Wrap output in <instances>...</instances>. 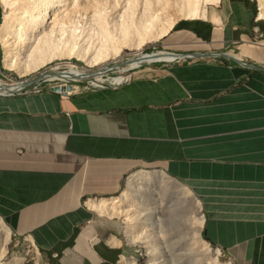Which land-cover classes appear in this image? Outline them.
<instances>
[{
	"label": "crops",
	"instance_id": "crops-1",
	"mask_svg": "<svg viewBox=\"0 0 264 264\" xmlns=\"http://www.w3.org/2000/svg\"><path fill=\"white\" fill-rule=\"evenodd\" d=\"M179 20L158 44L176 58L122 82L0 95V220L13 235L60 264H131L122 222L86 202L151 169L195 196L208 245L264 264V21L253 0Z\"/></svg>",
	"mask_w": 264,
	"mask_h": 264
},
{
	"label": "bare ground",
	"instance_id": "bare-ground-1",
	"mask_svg": "<svg viewBox=\"0 0 264 264\" xmlns=\"http://www.w3.org/2000/svg\"><path fill=\"white\" fill-rule=\"evenodd\" d=\"M20 2L22 6L19 9H21L22 15H20L21 23L18 29L27 30L38 40V43L34 44L31 49L28 47L30 51L26 53L27 59L24 61L21 58L14 59V50L10 49L11 44L8 40L5 41L7 64L9 67L17 68L21 73L34 71L54 57L76 55L86 60L89 59V62H97L106 58L117 61L116 58L122 48H129L133 51V57L126 61V69L117 66V64H106V67L100 69L98 73H83L81 77L85 78L87 82L82 89L86 90L98 85L122 82L131 74L129 70L143 63L163 61L165 57L156 52L142 55L140 52L142 46L163 37L179 18L203 17L206 5L215 2V0H20ZM88 15L93 18H86ZM109 15H111V19H107ZM258 17L264 20V0H258ZM85 18L92 19L93 24H96V27L101 31L99 33L102 36L99 40L101 42H97L98 49L96 52L93 51V54L88 51L89 46L86 48L87 46L84 44L85 47L79 45L84 37ZM10 28L8 22L3 26V34L6 38L9 37L8 35L13 36L10 34ZM47 32L49 34H46ZM87 38L85 37L84 41H89V39L86 40ZM23 45L21 41L19 51L26 48ZM56 68L57 64H55L50 78L58 75ZM109 71H118V74L107 76ZM80 74L77 69L70 66L68 71L59 76L71 75L75 78L78 75L80 77ZM100 76L103 77L100 78ZM153 184L167 185L166 187L175 199L170 207L171 216L175 217L178 212L177 218L182 219V223L177 227L183 226L188 230V239L193 249L183 252L180 256L184 260L180 261V257H178L179 261L176 264H221L217 258L218 253L213 256L210 246L201 238L203 218L195 196L193 197L187 188L163 172L138 173L129 180L127 193L111 199L89 200L86 205L102 214L121 215L127 222L128 239L132 243H138L144 247L149 255V264H167L166 260L164 261L158 251L149 243L146 236L135 233L136 225H140L136 222V213L144 215L148 212L146 207H141L138 203H143V198L154 194ZM137 208L141 210L138 211ZM150 210H152L151 223L153 224L143 223L139 228L145 232L147 228L143 226L149 225L157 233H160L162 222L159 208L153 206ZM148 229L152 231L151 228L148 227ZM9 240L10 230L0 220V264H23V259L17 257L3 261ZM122 259L124 258L122 257ZM134 263L135 259L132 258L131 264Z\"/></svg>",
	"mask_w": 264,
	"mask_h": 264
},
{
	"label": "rangeland",
	"instance_id": "rangeland-1",
	"mask_svg": "<svg viewBox=\"0 0 264 264\" xmlns=\"http://www.w3.org/2000/svg\"><path fill=\"white\" fill-rule=\"evenodd\" d=\"M253 1L257 5V17H258V0H253ZM0 3H1V6L3 8V16H2V19L0 22V45H1L0 70L5 75L4 78H0V83L13 84V83H17L20 81L21 82L27 81L31 78H34L39 73L43 72L47 67L53 66L55 63H63V68H66V69L70 65H72V66L76 67V69L80 73H95V72L99 71L100 69L105 68L106 64H108V65L117 64V66H120L123 69H126L127 68L126 67V64H127L126 61L133 57V51L130 50L129 48H122L118 57L116 58L117 61H113L111 58H106L105 60H100L97 62H89L88 61L89 59L86 60V59L77 57L76 55H70V57L69 56H61V57H54L50 61H47L43 65L39 66L34 71H30L27 73H21L17 68L9 67V65L7 64V56H6L7 45H6L5 41L8 40V42L11 44L10 49L14 50V55H15L14 59L18 60L19 58H21L22 61H24L25 59H27L26 53L30 51L29 49H31L34 44L38 43V40H37V38L33 37L27 30L18 29L20 27V23H21L20 15H22L21 9H19V7L22 6L20 0H0ZM86 18H93V17L88 15V16H86ZM108 18L111 19V15L107 16V19ZM182 18H184V17H182ZM182 18H179V19H182ZM61 19L64 20V18H61ZM179 19H177L178 21H176L174 23L172 28L176 25L183 23V22L189 21V20H179ZM259 19H261V18H259ZM86 20L84 21V24H83V26H84L83 27L84 28L83 29L84 30L83 36L84 37H82V40L79 42V45L80 46L85 45V46H87L86 48H88V46H89L88 51L93 54L98 49L97 42L98 43L101 42V41H99L102 38V36L99 34V33H101V31H100V29H98V27H96V24L95 25L93 24L92 19H86ZM261 20H263V19H261ZM7 22L11 26L10 34L13 36L10 37V35H8L9 37L6 38L3 34V26ZM110 22H111V20H110ZM64 25H67V23H64ZM18 30H21V31H18ZM96 33H98V34H96ZM46 34H49V32H47ZM85 35L91 36L90 37L91 39L87 38V36H85ZM98 35H100V36H98ZM85 37L87 38L86 40L89 39V41H84ZM97 37H100V38H97ZM160 40H161V38L154 41V42H150V43H147L144 46H142L141 51H140L141 54L146 55L147 53H153L156 50L160 51V49L158 47ZM21 41L23 42V44L25 45L26 48H24L23 50L21 49L19 51ZM28 47H29V49H28ZM120 61H122L124 64L119 63ZM157 63H161V62L155 61L154 63L153 62L143 63L140 66H138L132 70H129V72H136V74H137V73L141 72V70H143L149 66H153L154 64H157ZM66 65H67V67H66ZM116 74H118V71H109L107 73V76H114ZM130 75L128 78L133 76V75L132 76H130ZM102 77L103 76H100V78H102ZM86 82H87V80L84 78V79L78 80V82H70V83L73 84V87H74L73 90H82V87L86 84ZM60 83H62V82H59L57 80H52V81L42 82L41 85L43 88H47V87H50L53 85H58ZM70 83H67V84H70ZM108 85L109 84H104V85H100V86H108ZM95 87H97V86H95ZM141 172H158V171L151 170V169L137 170L136 172H134L132 175H130L125 180L124 185L122 186L121 191L117 196H120L123 193H127L129 180L134 175L141 173ZM166 186L165 185L161 186L159 184H153L154 194H151L150 197L143 198V203L142 202L138 203V205L140 204L141 207H146L145 209L148 212L145 213L144 215H141L140 213H136L137 214L136 222H138L140 225H136L135 233L139 234L140 236L141 235L146 236L148 238L149 243L156 249V251H158V253L164 259V261L166 260L167 264H176L179 261L178 257H180V261L184 260L180 256L183 254V252H185L187 250H192L193 248H192V245H190V240L188 239V230L185 227L183 228V226L177 227L178 224L182 223V219L177 218L178 212H176L177 214L175 215V217L173 216V218H172V216H171L172 214H171L170 207L172 206V203H174L175 199L173 198L174 196L172 195V193L168 190V187H166ZM153 206L159 208L160 219L162 222V226L160 227V233H157V231L154 228L150 227L149 225L143 226L147 229L145 230V232H142L141 228H139V226L143 225V223H148L150 225L153 224V223H151L152 222V219H151L152 210H150L151 207H153ZM137 210L140 211L141 209L139 210L137 208ZM156 210H157V208H156ZM185 211H186V209H185ZM100 214H101V216H104V215H106L107 217L110 216L111 218L120 220L122 222V238H121V241L124 244L125 247L123 246V248L126 249L127 253L126 254L122 253L121 255L128 257V258L133 257L135 259L134 264H149V261H148L149 255L146 253L144 247H142L138 243H132L128 239L126 220H124L121 215H118L116 213H111L108 215L102 214V213H100ZM172 223H174V224H172ZM175 223H176V225H175ZM148 227L151 228L152 231H150L148 229ZM200 235H201V232H200ZM28 238H30V237L29 236L19 237V236L13 235L10 232V240L6 246V254H5L3 261L10 260L11 257H17L19 259H23V264H60L61 263L60 256H52L51 252H43L42 250H40L37 247V245L34 242L32 243L33 240L31 241ZM201 238H202V235H201ZM190 246H191V249H190ZM210 248L212 250L213 256H215L216 253H218L217 258L221 264H232V261L229 258H227L223 254V252L220 253V251H217L214 247H211V246H210ZM119 258H120V255L117 256L116 259L111 264H117ZM123 261L124 260L121 261V264H123Z\"/></svg>",
	"mask_w": 264,
	"mask_h": 264
},
{
	"label": "built area",
	"instance_id": "built-area-1",
	"mask_svg": "<svg viewBox=\"0 0 264 264\" xmlns=\"http://www.w3.org/2000/svg\"><path fill=\"white\" fill-rule=\"evenodd\" d=\"M157 62H160V61H157ZM163 62V61H162ZM154 63V62H153ZM55 64H57V72L58 75H54L53 77H49L52 70L54 69V66ZM53 66H49L47 67L43 72L39 73L37 76H35L34 78H31L27 81H20V82H17V83H13L12 85H17V84H30V86H28L27 88H25L24 90H21L20 92L18 93H15V94H3V93H0L1 96H15V95H22V94H40L42 92H45V91H50V92H54L52 91V88L54 86H58V87H61V86H67V85H70L71 86V91L70 92H65V93H62V92H54V93H57V94H60L63 98H66L72 91H73V84H71L70 82H78V80L76 79L77 77L73 78V77H68L67 75L66 76H59L63 73H65V71H68L70 66L71 67H74L72 65H70L67 69L66 68H63V63H55ZM67 67V65H66ZM76 69V67H74ZM78 71V70H77ZM48 74L47 76H45L44 80L38 82V83H34L33 80L36 79L37 77L41 76V75H44V74ZM52 80H57L59 82H62L58 85H53V86H50V87H47V88H43L41 83L42 82H45V81H52ZM67 83H70V84H67ZM90 89V88H89ZM87 90V89H86Z\"/></svg>",
	"mask_w": 264,
	"mask_h": 264
},
{
	"label": "water",
	"instance_id": "water-1",
	"mask_svg": "<svg viewBox=\"0 0 264 264\" xmlns=\"http://www.w3.org/2000/svg\"><path fill=\"white\" fill-rule=\"evenodd\" d=\"M155 52L158 53V54H162L165 57V59L163 60L165 62H168L170 60H174L176 58V56H177V55H174V54H168L166 52L158 51V50H156ZM160 62H162V61H160ZM119 63H123V62L120 61ZM95 73H98V71L95 72ZM47 75H48L47 73L44 74V75H41V76L37 77L36 79H34L33 82L34 83H38V82L44 80L45 76H47ZM81 75L83 76V73L80 74V77H78L79 76L78 75L76 79L77 80L84 79L83 77H81ZM67 76L71 77V75H67ZM28 86H30V84H28V83H26V84H17V85L0 83V93H3V94H15V93L20 92L21 90H24ZM52 91H54V92H62V93L70 92L71 91V86L70 85L61 86V87L54 86L52 88Z\"/></svg>",
	"mask_w": 264,
	"mask_h": 264
}]
</instances>
